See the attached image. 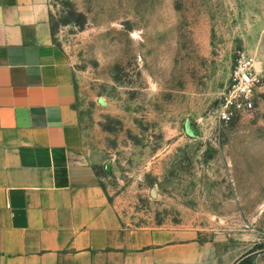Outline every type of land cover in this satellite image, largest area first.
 <instances>
[{"label":"rangeland","instance_id":"1","mask_svg":"<svg viewBox=\"0 0 264 264\" xmlns=\"http://www.w3.org/2000/svg\"><path fill=\"white\" fill-rule=\"evenodd\" d=\"M84 150L123 225L193 231L264 264V0H46ZM240 53L256 109L219 122Z\"/></svg>","mask_w":264,"mask_h":264},{"label":"crops","instance_id":"2","mask_svg":"<svg viewBox=\"0 0 264 264\" xmlns=\"http://www.w3.org/2000/svg\"><path fill=\"white\" fill-rule=\"evenodd\" d=\"M51 32L46 0H0V264H207L193 231L123 225Z\"/></svg>","mask_w":264,"mask_h":264},{"label":"built area","instance_id":"3","mask_svg":"<svg viewBox=\"0 0 264 264\" xmlns=\"http://www.w3.org/2000/svg\"><path fill=\"white\" fill-rule=\"evenodd\" d=\"M262 76L254 70V59L240 53L232 70V81L224 92L216 110L219 122L227 123L239 112H251L259 96L257 88L262 85Z\"/></svg>","mask_w":264,"mask_h":264},{"label":"trees","instance_id":"4","mask_svg":"<svg viewBox=\"0 0 264 264\" xmlns=\"http://www.w3.org/2000/svg\"><path fill=\"white\" fill-rule=\"evenodd\" d=\"M52 30V28H51ZM250 258L247 257H241L240 259L236 260L234 264H250Z\"/></svg>","mask_w":264,"mask_h":264}]
</instances>
